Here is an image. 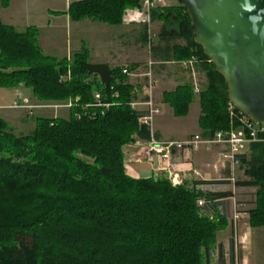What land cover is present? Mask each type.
I'll return each instance as SVG.
<instances>
[{
    "label": "trees",
    "instance_id": "1",
    "mask_svg": "<svg viewBox=\"0 0 264 264\" xmlns=\"http://www.w3.org/2000/svg\"><path fill=\"white\" fill-rule=\"evenodd\" d=\"M139 6L140 0H74L67 14L72 21L119 25L125 9ZM150 21L161 22L152 54L159 51L168 61L194 58L206 76L198 94L201 136L227 130L224 78L194 41L185 7L153 8ZM122 69L90 62L85 48L70 61L45 55L34 25L18 31L0 20V88L22 84L39 100L73 104L68 118L38 117L24 135H15L0 118V264L208 263L215 232L224 223L218 208H225L231 191L195 185L231 181L198 180L186 188L165 178L125 174L122 146L134 134L147 140L149 131L138 122L144 112L129 105L132 85ZM96 93L108 107L97 104ZM193 97L189 84L163 93L177 117L187 114ZM248 151L237 157L249 178L234 185L256 188L248 221L264 230V140L250 143Z\"/></svg>",
    "mask_w": 264,
    "mask_h": 264
},
{
    "label": "rangeland",
    "instance_id": "2",
    "mask_svg": "<svg viewBox=\"0 0 264 264\" xmlns=\"http://www.w3.org/2000/svg\"><path fill=\"white\" fill-rule=\"evenodd\" d=\"M7 1L8 2L6 3L0 0V6L2 8L10 7L9 11L14 12L16 17L21 16L20 9L22 8L23 0ZM48 1L50 0H26V2H30L31 5L28 4V6L34 11V16L39 15L40 6L46 7L48 5ZM72 1L74 0H69V2H67L66 0H57V3L59 5L58 7H63L66 4L68 9V5ZM165 3L166 6H168L176 4L177 1L165 0ZM134 8H127L124 10L122 23L119 25H108L106 23L93 20L92 18H84L80 21H72L69 19L71 22H76L71 23V25L69 26L65 25L62 22V19L59 21H51V26H49L48 28L39 30L36 25L34 26L37 28L38 45L41 50L42 48H44V50H42V53L45 55H47L46 53H51L55 56H49H53L56 58L65 57L70 61L73 59V53L78 52L81 48H85L88 51V60L90 62H94L96 60H106L111 56H113V58H117V56L119 55L118 58L120 59H118L117 62L115 61L116 63L111 64V67H128V69H131V71L133 72L135 69H138L137 75H128L124 72L123 73L127 76V81L132 85L133 97L129 102L131 109L136 111H143L145 110L144 105L139 104L137 106H133L132 103L143 102L146 98L144 85L146 84L145 73L147 72L148 63L152 62V78L154 81V68H156V66L161 63L159 62L160 60L163 61V59L161 58L162 54L160 56H154V54H152L150 50V45L155 44L158 41L157 34L161 26V22L150 21L145 25V23L143 22L128 21V13ZM55 13L56 15H59L61 12L56 11ZM0 20L2 21L1 16ZM47 21L48 19L44 20V22ZM24 23L26 22L24 21ZM144 25L146 26V40L143 39ZM14 27L18 31H22L26 28L20 22ZM87 29H95L96 31H98L99 33L97 32V34H95V36H97L94 38V40L98 41L100 39L101 41H103L105 46L102 44L100 49L97 48L100 45H96L97 47L95 49L89 50L87 43ZM119 33H122V37H120V39L116 36ZM89 39L90 41L94 42V40H91V38ZM177 42L180 44H184L182 40H178ZM69 44H71V46ZM106 44H108V47L106 46ZM106 52H108V55H106ZM121 53H123V55H121ZM98 55L101 56L99 57ZM189 60L190 59H174L170 61H172L171 63L179 64V66L177 65V70L183 68L188 72L190 78L188 84L192 87L193 94L197 95L193 97L191 101V103L193 102L192 105L191 103L189 104L190 108L188 107V109H190L188 120L191 122V120L196 116V112L199 111L198 94L206 84V76L200 69V67L197 66V64H194L195 66H185V64ZM172 68L175 69V67ZM153 88L154 85L152 87L153 101L159 108L158 99L154 96ZM25 92H27L28 95L26 97H23V94H25ZM14 93H18L14 101L18 102L21 106L24 107H16L14 105L15 102H11L14 98ZM162 101L164 102L163 98ZM0 104V118L7 122L9 128H12L15 135H24L34 128L35 119L38 117H61L64 119L68 118L69 109L72 102L70 101V99L64 101L39 100L33 95L30 88H27L24 85L20 84L16 88H0ZM85 108L86 106H84V109ZM25 113H27V116L25 115ZM79 116L80 114L77 113L76 117ZM188 127H190V123ZM199 129L200 130L198 132H201L202 130L200 127ZM194 130L195 129L189 128L188 133H192ZM190 136L191 135H187L184 139ZM132 138V141L122 146L123 168L125 174L129 177L147 178L153 176V178H165L172 186H182L186 188H192L194 186L193 182L198 180H230V184H197L195 185V187L201 191H209L213 188H226L230 189L232 193L231 197L226 199L225 201V208H218V210H220V212L223 214L224 223L223 226L218 228L215 232V240L211 244L210 253L216 246L218 233L224 231L229 226L231 230V238L233 239V237L235 236V228L237 231V235H239L240 237V230L238 225L240 209L243 210L242 208H246L245 212H248L249 219V211L255 207L254 200L256 190L255 187L234 185V182L237 180L249 178V175L246 173V166L241 162L240 158L237 157L240 154H238L236 158H234V160H231L230 158L224 156V154L228 153V149L226 146H224L223 144H212L210 146L200 145L197 149L191 150H181L175 148L170 151L168 157H164L162 156V152H156L149 148L147 140L140 139L136 136V134H134ZM156 138L160 141H172L164 138H159L158 136H156ZM203 148L208 150V153H206L207 155H205L207 157H205L204 160L206 163L209 162L210 165L205 166L203 170L199 171V166H196L194 161L198 160L196 158L198 157L196 156V153L198 152L197 150ZM248 150L249 146H247L241 154H249ZM77 156L87 163H93V158L91 157L82 155L80 153H78ZM186 163H188L189 165ZM201 199L203 198H198L197 200L198 206H201L198 204V201ZM207 216L210 219H214L211 213H207ZM254 228L256 227H253L252 245L245 250H242L240 252V256L247 257L251 264H264V230L261 227H257L255 230ZM244 245L245 243H243L242 241L241 247ZM211 260L215 261V259L212 258ZM203 264L206 263L203 261Z\"/></svg>",
    "mask_w": 264,
    "mask_h": 264
},
{
    "label": "water",
    "instance_id": "3",
    "mask_svg": "<svg viewBox=\"0 0 264 264\" xmlns=\"http://www.w3.org/2000/svg\"><path fill=\"white\" fill-rule=\"evenodd\" d=\"M194 41L224 78L228 101L264 124V0H176Z\"/></svg>",
    "mask_w": 264,
    "mask_h": 264
},
{
    "label": "crops",
    "instance_id": "4",
    "mask_svg": "<svg viewBox=\"0 0 264 264\" xmlns=\"http://www.w3.org/2000/svg\"><path fill=\"white\" fill-rule=\"evenodd\" d=\"M1 1L6 2V3L8 2L7 0H1ZM28 4L31 5L30 2L28 3L26 2V0H23V5H22V8L20 9L21 16L19 17H16L14 12L9 11L10 7L2 8L0 6V16H1L2 21L6 24H10L13 26L17 25L19 22L23 24L24 27L28 25H36L39 30L43 28H48L49 26H51V21H56V20L59 21L61 19L63 20L62 22L67 26L71 25V23H76V22H71L69 20V17L66 12L67 11L66 4L63 7H58L59 5L57 3V0L48 1L47 3L48 5L46 7L40 6L39 8L40 12L38 16H34V11L32 10V8L28 6ZM56 11H60L61 13L59 15H56L55 13ZM44 18L48 19V21L44 22L45 20ZM24 21L26 23H24ZM97 32L98 31H96L95 29H91V30L87 29V39H88L87 43H88L89 50L95 49L97 47L96 45H100L97 48H100L102 44L105 46L103 41H101L100 39L98 41L94 40V38L97 36V35L95 36ZM121 34L122 33L117 34L116 35L117 38L119 37L120 39V37H122ZM89 38H91V40H94V42L90 41ZM69 45L71 46V44ZM106 46L108 47V44H106ZM42 50H44V48H42ZM46 54L53 55L51 53H46ZM161 54L162 53H160L159 51L154 52V56H160ZM106 55H108V52H106ZM121 55H123V53H121ZM98 56L100 57L101 55H98ZM118 56L117 58H113V56H111L106 60H96L94 61V63H107L111 65V64L116 63L118 59H120L118 58ZM159 62L161 63L158 66H156V68H154L155 78H154V88H153L154 96L155 98L158 99V104L160 108V112L156 115L155 122H154L157 136L159 138H164L167 140H183L187 135H193V134L201 135V132H198L200 130L199 124H198V117L200 115L199 103H198L199 111L196 112L197 113L196 116L190 122L188 120L190 109H188L187 115L182 116V117H177L173 114L172 107L165 101L164 102L162 101L164 92L172 91L178 85L188 84L190 80L188 72L183 68L180 70H177L176 68H177V65L179 66V64L171 63L172 61L169 62V61L160 60ZM194 64H197V63H194ZM172 67H175V69ZM16 95H18V93H14L13 95L14 98L12 99L11 102L15 100ZM19 95H22V94H19ZM27 95H28L27 92H25V94H23V97H26ZM195 96L197 95L194 94V97ZM25 115L27 116V113H25ZM189 123H190V127H188ZM189 128L195 129V130L192 133H188ZM197 151L198 152L196 153V156H198L199 158L196 157L198 160L194 161V163L196 166H199L198 169L200 171V170H203L205 166L210 165V163L209 162L206 163L204 160V158L207 157L205 156L207 155L206 153H208L207 149L203 148L200 150L198 149ZM224 184H230V183H222L220 185H224ZM227 190H230V189H226V188H217V189L213 188L212 190L210 189V191H227ZM230 197L231 195L225 198V201L226 199ZM242 209L243 210L240 209V212H239L238 225H239V230H240L241 243L243 241L245 245L242 246L240 250L238 251V255H237L238 264H251V262L249 261V259H247V257L240 256V252L242 250H245L246 248L252 245V237H253V227L249 225L248 212H245L246 208H242ZM256 228H254V230ZM217 239L218 240H217L216 246L211 251L210 256H209V261L206 264H220V260L222 262L221 264H235L234 261L232 262V251H233L234 259H235V254H234V247L232 250V238H231L230 226L224 231L219 232ZM211 258L215 259V261L211 260Z\"/></svg>",
    "mask_w": 264,
    "mask_h": 264
},
{
    "label": "built area",
    "instance_id": "5",
    "mask_svg": "<svg viewBox=\"0 0 264 264\" xmlns=\"http://www.w3.org/2000/svg\"><path fill=\"white\" fill-rule=\"evenodd\" d=\"M69 2V0H66ZM166 5L165 0H140V6L135 7L128 13V21H137L148 24L150 22V12L153 8H158ZM197 61L191 58L186 64L194 66ZM137 70L134 72L128 67H124L122 71L128 75H137ZM146 76V84L144 85V92L146 98L143 102H133V106L142 104L145 106L142 114L138 120L144 124L149 131V138L147 139L148 147L156 152H162V156L168 157L172 149L191 150L197 149L200 145L210 146L212 144H223L227 147L228 153L224 154L225 157L234 160L238 154H241L247 146L252 142L264 140L261 134L264 133V124H256L251 121L247 116L228 102V114L230 118V127L227 130L216 131L212 136L203 137L200 134H193L190 137L180 141H160L156 138V130L154 127V120L156 115L160 112L158 106L155 105L152 95V87L154 81L152 78V62L148 63ZM99 94H95V99L98 100V105L108 106L107 103L99 102ZM16 107L21 106L18 102L14 101ZM70 106V105H69ZM157 139V140H156ZM199 205L203 204V200L198 201ZM236 219V216H235ZM236 227V226H235ZM235 264L238 263V251L241 247V240L235 228V236L233 237Z\"/></svg>",
    "mask_w": 264,
    "mask_h": 264
}]
</instances>
